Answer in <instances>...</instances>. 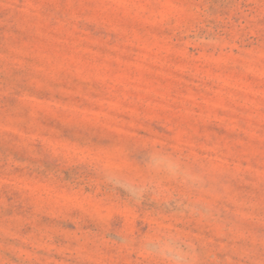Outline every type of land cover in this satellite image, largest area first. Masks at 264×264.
I'll list each match as a JSON object with an SVG mask.
<instances>
[{
	"label": "rangeland",
	"instance_id": "1",
	"mask_svg": "<svg viewBox=\"0 0 264 264\" xmlns=\"http://www.w3.org/2000/svg\"><path fill=\"white\" fill-rule=\"evenodd\" d=\"M158 229L264 264V0H0V264H159Z\"/></svg>",
	"mask_w": 264,
	"mask_h": 264
},
{
	"label": "clouds",
	"instance_id": "2",
	"mask_svg": "<svg viewBox=\"0 0 264 264\" xmlns=\"http://www.w3.org/2000/svg\"><path fill=\"white\" fill-rule=\"evenodd\" d=\"M145 167L150 173L157 176L163 175L191 191L198 190L204 183V178L199 173L190 170L171 153L160 149L149 152ZM105 179L138 200L146 191L158 192L155 184L137 182L114 173L106 174ZM173 202L178 207L182 204V201L174 198ZM191 211L199 212L200 209L193 205ZM140 248L144 256L155 259L159 264H193L194 261L189 242L175 233L164 230L158 229L155 234L145 236L140 243Z\"/></svg>",
	"mask_w": 264,
	"mask_h": 264
}]
</instances>
